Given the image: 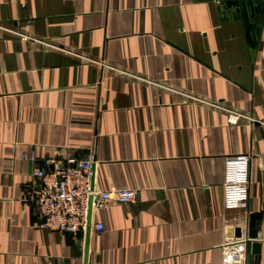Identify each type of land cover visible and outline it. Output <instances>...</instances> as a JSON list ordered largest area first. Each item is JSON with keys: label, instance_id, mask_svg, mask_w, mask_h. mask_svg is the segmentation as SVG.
Returning <instances> with one entry per match:
<instances>
[{"label": "crops", "instance_id": "1", "mask_svg": "<svg viewBox=\"0 0 264 264\" xmlns=\"http://www.w3.org/2000/svg\"><path fill=\"white\" fill-rule=\"evenodd\" d=\"M234 154L250 156L248 199L224 210ZM88 156L95 191L138 193L95 211L104 229L86 244L39 227L32 173ZM243 250L264 264V0H0V264H223Z\"/></svg>", "mask_w": 264, "mask_h": 264}, {"label": "built area", "instance_id": "2", "mask_svg": "<svg viewBox=\"0 0 264 264\" xmlns=\"http://www.w3.org/2000/svg\"><path fill=\"white\" fill-rule=\"evenodd\" d=\"M244 0H214L215 3H237ZM222 108L220 103L214 104ZM227 122L236 124L240 114L227 111ZM24 159L36 160L34 154L23 153ZM249 159L246 154L227 156L224 161V183L222 185V207L224 210H238L245 207L249 187ZM51 171L35 170L32 176L37 179L35 205L41 217L40 228L78 235L85 231L89 198H91V227L97 232L104 229L102 223L93 222L95 211L105 209L111 202L133 203L138 190L134 188H109L95 191L90 181L92 161L67 159L65 164L52 159H44ZM238 243V242H237ZM223 264H247V252L241 251L236 258H224Z\"/></svg>", "mask_w": 264, "mask_h": 264}, {"label": "water", "instance_id": "3", "mask_svg": "<svg viewBox=\"0 0 264 264\" xmlns=\"http://www.w3.org/2000/svg\"><path fill=\"white\" fill-rule=\"evenodd\" d=\"M92 169V167H91ZM91 198H89V203H88V213H87V222H86V228H85V243L87 244V236L90 232L91 228ZM260 213H253L249 217V237L250 238H255L256 237V230H255V224L256 221L260 218ZM86 249V247H85ZM257 252L256 247L253 245L252 252L251 254L255 255ZM86 257V251H85V256Z\"/></svg>", "mask_w": 264, "mask_h": 264}]
</instances>
